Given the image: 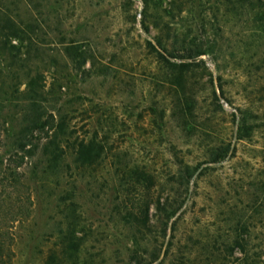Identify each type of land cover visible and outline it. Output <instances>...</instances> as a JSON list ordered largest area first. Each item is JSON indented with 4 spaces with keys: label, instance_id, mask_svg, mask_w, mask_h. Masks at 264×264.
<instances>
[{
    "label": "rangeland",
    "instance_id": "374dc122",
    "mask_svg": "<svg viewBox=\"0 0 264 264\" xmlns=\"http://www.w3.org/2000/svg\"><path fill=\"white\" fill-rule=\"evenodd\" d=\"M142 9L0 0L27 30L9 40L20 60L0 49L2 74L16 72L18 91L42 74L64 151L46 161L35 132L19 150L25 103L4 104L0 264H264V0H149L148 31ZM155 37L200 54L167 56L184 63L169 69L146 47ZM90 141L83 164L77 143ZM13 180L32 203L15 220Z\"/></svg>",
    "mask_w": 264,
    "mask_h": 264
},
{
    "label": "trees",
    "instance_id": "16d2710c",
    "mask_svg": "<svg viewBox=\"0 0 264 264\" xmlns=\"http://www.w3.org/2000/svg\"><path fill=\"white\" fill-rule=\"evenodd\" d=\"M246 1V0H241ZM143 4L141 25L145 31H148V25L145 24L146 9L149 6V0H141ZM157 27V25H154ZM27 36V30L23 27L20 22L16 21L12 16L7 15L6 13L0 14V49L5 51L11 59L20 60L18 53H20V47L11 43L10 38H16L19 42H22ZM155 41L152 43L150 40L146 41V47L151 49L154 54L155 61L159 65H164L169 69L173 67H178L181 69L184 63H175L174 61L169 60L170 58H190L192 56L200 54L199 51H194L193 47L185 46L182 48L184 54H177L174 51H169L166 48L165 43L162 41L161 37H155ZM14 51V53H13ZM169 56V57H167ZM8 66H14V61L9 63ZM9 77L2 74V69H0V112L4 108L5 103H10L17 97L15 94L21 95V100L25 103L23 108V116L21 123L23 127L14 136L17 148L23 150L26 143L21 141L22 138L28 136L27 142H31L32 139H36V142H39L40 136L34 137L35 133H44L45 143H43L42 154L46 156V161L51 162L64 153L63 149L59 145V136L54 131L50 130L53 128L52 115L50 114V119L43 118V107L44 102L46 101V91L44 89L43 76L40 72L35 71L34 74H27L24 81V88L21 91H18L17 85V75L15 71H9ZM7 78L9 81H7ZM7 101V102H6ZM6 130V129H5ZM4 131V129H3ZM28 144V143H27ZM35 145V144H34ZM92 141L88 144L83 142L77 143L76 153L78 154L77 159L81 163H88L92 161V157L88 152L82 154V148L92 147ZM24 152H27V156H31L30 151L27 149ZM29 152V153H28ZM89 154V155H88ZM10 186L14 189H22L24 193L23 197L16 195L13 200H10L8 206V212L10 214V219L15 220L20 216H27L30 213L31 207V198L28 193L27 186L19 181L13 180L9 181ZM2 210H0L1 212ZM3 234L0 233V259L2 258L3 248L5 246L4 239H1ZM6 238H11L9 233L6 234Z\"/></svg>",
    "mask_w": 264,
    "mask_h": 264
}]
</instances>
